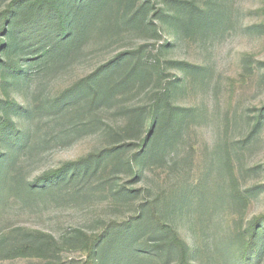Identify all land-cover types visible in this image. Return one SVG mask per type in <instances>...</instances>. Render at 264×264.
<instances>
[{"label":"rangeland","instance_id":"obj_1","mask_svg":"<svg viewBox=\"0 0 264 264\" xmlns=\"http://www.w3.org/2000/svg\"><path fill=\"white\" fill-rule=\"evenodd\" d=\"M12 1L0 0V13ZM176 1H192L202 8L225 3L223 19L209 29L181 28L176 48L168 49L161 32L144 26L128 28L122 21L129 10L147 2L151 23L160 26L159 12H178L179 5L166 0H109L100 29L62 66L20 87L0 86L1 100L14 101L29 112L13 119L14 124L28 126L29 147L16 166L25 185L66 163L106 152L99 167L71 194L54 189L31 203L22 195H12L0 215V239L9 244L11 233L20 229L62 243L73 229L94 234L104 224L134 216L148 195L161 194L164 199L186 193L190 200L168 218L184 240L192 246L199 242L196 264H224L225 253H237L236 236L264 216V125L255 131L264 109V0ZM123 52L152 59L153 65H144L149 68L148 80L134 81L99 106L79 98L63 114L54 115L49 105L64 91ZM175 62L185 63V70ZM166 88L172 89L171 102L182 110L179 115L186 117L173 121L178 128L175 135L167 132L156 140L161 159L138 168L134 158L144 149L148 129L142 139L125 142V152L110 149L118 146L127 110L151 107ZM63 135L68 139L59 138ZM130 160L128 169L123 164ZM123 188L140 192L128 200L119 194ZM235 191L246 197L243 210ZM59 257L60 264H70L86 255L65 248ZM45 262L41 257L0 255V264ZM258 264H264V253Z\"/></svg>","mask_w":264,"mask_h":264},{"label":"trees","instance_id":"obj_2","mask_svg":"<svg viewBox=\"0 0 264 264\" xmlns=\"http://www.w3.org/2000/svg\"><path fill=\"white\" fill-rule=\"evenodd\" d=\"M109 0H13L0 13V86L20 87L32 82L39 75L57 69L79 52L103 24ZM179 5L178 12L161 10L160 26H155L149 18L147 2L129 10L123 17V25L128 28L144 26L154 33L161 32L167 37L166 47L176 48L179 30L209 29L223 19L224 4L214 2L200 7L192 1L166 0ZM173 7V6H172ZM1 37H4L3 39ZM168 40H171L168 42ZM139 52H123L94 72L82 78L50 104L54 115L60 116L79 98L91 100L90 105L99 106L104 101L115 98L136 80H148L146 65L151 60L138 57ZM150 63V64H149ZM155 65L158 60L154 61ZM185 70V63L175 62ZM145 65V66H144ZM180 81V79H177ZM10 85V86H9ZM179 87H176V89ZM171 88L155 96L151 107L139 106L125 113L127 120L118 133V146L110 151L123 153L130 140L143 138L144 149L135 156L134 163L144 167L146 163L161 159L156 150V140L163 134H176L178 128L173 121H183L185 114L171 102ZM29 112L19 108L14 101L0 99V215L7 207L10 197L24 196L27 202H34L54 189L75 191L78 185L99 167L103 154L90 155L77 162H69L61 168L37 178L25 185L16 174L20 154L30 143L28 126L14 124V117H26ZM255 125L256 133L264 125V109ZM166 118V125L163 124ZM68 139L67 135L59 137ZM107 155V154H106ZM108 156V155H107ZM105 159V158H104ZM132 168L131 160L123 164ZM137 175V174H136ZM135 175V177H136ZM140 191L123 188L119 194L126 199H136ZM185 194L162 199L157 194L142 203L134 216L122 221L104 224L98 233L87 234L81 229H73L62 243L41 232L15 230L10 243L0 239V255L10 259L21 256L41 257L45 264H60L59 254L65 248L84 252L86 258L70 264H196L199 242L184 240L174 223L168 218L176 207L185 205ZM240 210L246 207V197L235 191ZM239 250L235 255L225 253L224 264H258L264 253V216L252 220L246 229L236 236Z\"/></svg>","mask_w":264,"mask_h":264}]
</instances>
